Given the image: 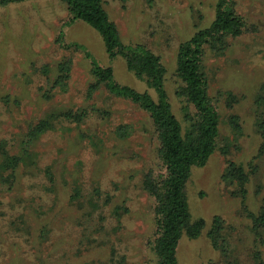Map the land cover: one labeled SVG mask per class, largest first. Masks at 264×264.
<instances>
[{
  "label": "rangeland",
  "instance_id": "obj_1",
  "mask_svg": "<svg viewBox=\"0 0 264 264\" xmlns=\"http://www.w3.org/2000/svg\"><path fill=\"white\" fill-rule=\"evenodd\" d=\"M216 3L104 0L121 42L160 58L184 130L196 110L176 75L177 53L212 23ZM232 9L243 32L202 57L219 120L216 148L185 186L192 219L206 226L199 238L180 239L178 264H264V225L255 222L264 209V0H232ZM93 60L157 101L123 58H109L93 28L71 22L63 0L0 3V264L155 262V205L143 185L165 173L158 132L137 104L103 84L91 88ZM43 120L52 128L30 140ZM232 165L247 175L244 193L224 178ZM214 217L217 247L208 236Z\"/></svg>",
  "mask_w": 264,
  "mask_h": 264
},
{
  "label": "trees",
  "instance_id": "obj_2",
  "mask_svg": "<svg viewBox=\"0 0 264 264\" xmlns=\"http://www.w3.org/2000/svg\"><path fill=\"white\" fill-rule=\"evenodd\" d=\"M21 0H1V4ZM71 22L82 21L93 28L102 38L110 59L121 57L127 69L158 93V99L146 92L118 84L111 67L103 68L93 60L91 73L95 83L103 84L114 96L128 99L149 114L158 132L161 144L160 158L165 173L160 178L145 177L144 190L154 199L155 233L151 240V250L155 255L154 264H178L177 248L185 236L195 240L200 237L206 224L203 219L193 220L189 211L185 186L193 167L204 166L216 148L219 133L218 114L207 93V80L202 70L205 47L214 49L220 45L222 52L228 37H236L244 30L243 19L232 9V0H217L215 18L212 23L197 31L194 36L180 45L177 53L176 75L183 83L184 93L196 110V118L184 130L172 114L164 90L165 68L158 56L143 46L125 45L121 42L116 25L109 19L104 9V0H63ZM90 55V54H89ZM91 56V55H90ZM61 82V81H58ZM84 114V116H83ZM74 115L75 120H84L86 113ZM71 116V114H65ZM51 123L43 120L29 133L30 140H38ZM13 158V157H12ZM15 159V158H13ZM235 183L241 193L245 192L247 175L240 165L232 168L224 176ZM257 226L264 225V209L256 217ZM260 224V225H258ZM221 220L214 217L208 236L214 247L218 245Z\"/></svg>",
  "mask_w": 264,
  "mask_h": 264
}]
</instances>
